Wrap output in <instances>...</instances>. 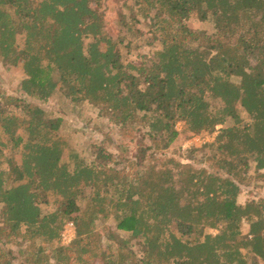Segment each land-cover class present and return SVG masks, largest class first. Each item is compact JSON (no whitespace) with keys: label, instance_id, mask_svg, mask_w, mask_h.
Wrapping results in <instances>:
<instances>
[{"label":"trees","instance_id":"obj_1","mask_svg":"<svg viewBox=\"0 0 264 264\" xmlns=\"http://www.w3.org/2000/svg\"><path fill=\"white\" fill-rule=\"evenodd\" d=\"M123 7L129 40L105 33L101 0H0V64L23 72L21 95L0 102V264H14L20 239L26 264H264V196L239 202L251 167L264 175V0ZM137 15L160 48L125 64L123 45L133 48L144 34ZM193 17L216 33L191 31ZM60 91L124 134L146 129L136 137L148 136L151 146L139 149L133 175L103 147L91 162L71 148L60 135L63 120L42 107ZM179 122L187 139L218 133L199 160L207 167L174 158L145 167L147 156L158 159L180 140ZM198 152L186 151L190 160ZM110 219L125 234H110L116 247H104L98 231V221ZM70 221L76 239L61 246ZM137 239L140 252L131 248Z\"/></svg>","mask_w":264,"mask_h":264},{"label":"rangeland","instance_id":"obj_2","mask_svg":"<svg viewBox=\"0 0 264 264\" xmlns=\"http://www.w3.org/2000/svg\"><path fill=\"white\" fill-rule=\"evenodd\" d=\"M124 0H101L100 12L104 15L105 21V33L110 35L114 40H117L118 36H126L127 40L132 39L128 32L124 30V27L120 23L121 17L124 14L130 15L128 10H125ZM139 20L138 28H140L144 34L137 35V39L134 40V47L129 49L126 48V44L122 47V52L125 54L124 63L129 62L138 63L141 61V57L144 55L154 57V53L160 48L157 44L151 45L150 40L153 38V33L150 28H148L147 21H144L141 15H137ZM130 20V19H128ZM187 28L193 32L205 31L209 36H213L216 33L214 25L210 23L201 22L197 17H193L186 22ZM19 43H23V37H19ZM23 78V72L21 67H14L11 65L0 64V102L3 96H20L21 93L18 91L19 84ZM221 103L217 102L216 106H220ZM42 107L48 112L53 118H61L63 120L60 135L69 141L70 146L73 150H76L84 159L88 162L94 160L92 153L95 148L103 147L106 149L108 154H112V161L121 162L115 163L118 168H125L127 173L133 175L137 167L136 155L139 149L144 145L151 146L150 138L147 136L143 143H140L138 139L141 138L142 133H145L144 128L138 129L135 135L124 134L121 127L113 124L108 118H99V110L89 103H79L78 106L72 104L66 99L63 92L60 91L54 96L48 103L42 105ZM238 114L240 119L244 124L250 122L249 114L241 107H238ZM19 114V111L14 110ZM177 130L181 132L182 136L180 140L174 144L168 150L158 151L157 158L152 159L147 156L144 161V166L147 167L150 164L155 165L157 169H160L163 163L170 158H174L177 161H181L183 165L191 164L194 168L207 167V164L199 163L201 158H206L208 154V149L204 146L208 143L215 141L218 133L212 135H199L193 136L190 139L186 138L184 133L185 125L179 122L176 126ZM136 131V130H135ZM138 136V139L137 137ZM199 138L200 141L195 139ZM197 148L199 152L197 153L198 158L195 160H190V156L186 153L188 149ZM66 162L69 160V153L65 154ZM20 156H18V159ZM114 164V163H113ZM169 169L173 168L176 172L174 166H164ZM143 167H139L142 169ZM260 176V177H259ZM249 181L241 186L242 195L239 199L241 204L253 200L254 197L264 196V175L263 173H257L255 166L253 165L248 173ZM262 195V196H261ZM85 206V201L82 203ZM51 207V206H49ZM1 210V206H0ZM98 231L103 236L102 244L104 247L112 245L116 247L117 245L110 240V234L116 233V222L113 219L107 221H98ZM250 230V224L244 222L242 225V232L247 234ZM121 237H125V234L119 232ZM214 233H217L214 230ZM20 245L15 247L16 260L14 264H26L23 256L19 255L20 248L23 246L22 240L18 241ZM133 247L135 252L142 251V246L138 244L140 241L133 240ZM61 245V243H60ZM62 246V245H61ZM93 264H101L99 261L93 262Z\"/></svg>","mask_w":264,"mask_h":264},{"label":"built area","instance_id":"obj_3","mask_svg":"<svg viewBox=\"0 0 264 264\" xmlns=\"http://www.w3.org/2000/svg\"><path fill=\"white\" fill-rule=\"evenodd\" d=\"M196 141H200L199 138L195 139ZM76 239V226L75 223L70 221L65 224L61 236H60V243L62 246H69L73 243Z\"/></svg>","mask_w":264,"mask_h":264}]
</instances>
